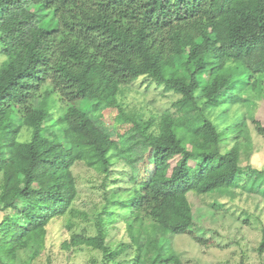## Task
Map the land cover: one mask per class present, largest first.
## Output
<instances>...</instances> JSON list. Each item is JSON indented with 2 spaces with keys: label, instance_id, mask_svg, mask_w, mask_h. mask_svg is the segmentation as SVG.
Wrapping results in <instances>:
<instances>
[{
  "label": "trees",
  "instance_id": "trees-1",
  "mask_svg": "<svg viewBox=\"0 0 264 264\" xmlns=\"http://www.w3.org/2000/svg\"><path fill=\"white\" fill-rule=\"evenodd\" d=\"M0 43V175L3 190L15 193L0 233L14 250L27 240L44 243L48 223L68 212L77 161L111 172L117 144L80 100L118 108L149 144L153 163L146 184L107 198L97 234L84 241L106 254L132 245L112 251L107 226L125 212L134 241L132 219L146 210L157 223L142 231L134 264H183L169 234L196 226L187 193L238 186L246 170L264 173L240 166L236 150L222 152L223 134L205 113L247 84L246 75H264V0H0ZM141 75L182 95L180 115H164L157 134L118 98L121 85ZM23 123L33 129L28 141L16 138ZM208 159L209 166L185 172L191 161Z\"/></svg>",
  "mask_w": 264,
  "mask_h": 264
},
{
  "label": "rangeland",
  "instance_id": "rangeland-1",
  "mask_svg": "<svg viewBox=\"0 0 264 264\" xmlns=\"http://www.w3.org/2000/svg\"><path fill=\"white\" fill-rule=\"evenodd\" d=\"M5 58L0 43V65ZM179 61L175 58V62ZM228 64L235 65L232 61ZM244 81L247 84L237 83L227 98L206 106L205 113L223 134L222 152L236 150L240 166L264 172V75L248 74ZM181 96L150 75L122 84L118 92L124 110L155 134L164 115H180L176 103ZM77 104L117 144L111 172L107 177L77 161L72 166L77 194L68 212L48 223L44 243L27 240L14 250L0 233V264H134L137 246L142 245V231L156 221L146 210L136 219L133 217L132 231L137 239L132 241L127 230L130 215L121 212V217L107 226L106 242L112 251L121 242L132 245L117 253L106 254L84 243L97 234L99 212L107 198L114 192L122 194L146 184L153 163L149 144L118 108L98 101L80 100ZM60 111L57 107L51 109L54 117ZM178 124L184 141L193 142L192 134ZM32 133L33 129L23 123L16 138L28 141ZM171 163L173 166L175 161ZM210 163V159L191 161L185 172ZM2 183L0 175V221L15 196L14 192L4 191ZM187 197L196 226L187 233L169 234L172 248L183 264H264V173L246 170L240 174L238 186L206 193L190 191Z\"/></svg>",
  "mask_w": 264,
  "mask_h": 264
}]
</instances>
